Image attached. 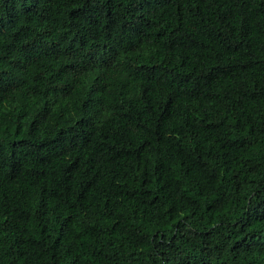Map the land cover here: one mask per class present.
<instances>
[{
	"label": "trees",
	"instance_id": "16d2710c",
	"mask_svg": "<svg viewBox=\"0 0 264 264\" xmlns=\"http://www.w3.org/2000/svg\"><path fill=\"white\" fill-rule=\"evenodd\" d=\"M0 264H264V0H0Z\"/></svg>",
	"mask_w": 264,
	"mask_h": 264
}]
</instances>
